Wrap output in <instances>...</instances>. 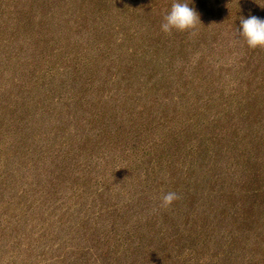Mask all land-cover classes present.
I'll return each instance as SVG.
<instances>
[{
  "label": "rangeland",
  "instance_id": "obj_1",
  "mask_svg": "<svg viewBox=\"0 0 264 264\" xmlns=\"http://www.w3.org/2000/svg\"><path fill=\"white\" fill-rule=\"evenodd\" d=\"M188 2L0 0V264H264V0Z\"/></svg>",
  "mask_w": 264,
  "mask_h": 264
},
{
  "label": "clouds",
  "instance_id": "obj_2",
  "mask_svg": "<svg viewBox=\"0 0 264 264\" xmlns=\"http://www.w3.org/2000/svg\"><path fill=\"white\" fill-rule=\"evenodd\" d=\"M199 15L188 0H171L170 6L163 15L160 30L168 33L173 29L182 31L192 28ZM200 20V19H199ZM236 32L243 37L249 48L264 47V17L256 15L239 16ZM178 198L175 191H168L160 197L161 205L166 207Z\"/></svg>",
  "mask_w": 264,
  "mask_h": 264
}]
</instances>
